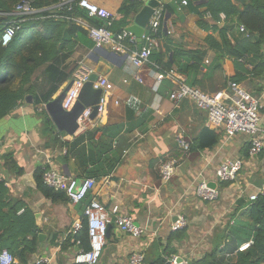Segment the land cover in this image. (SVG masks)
Here are the masks:
<instances>
[{"label": "crops", "instance_id": "1", "mask_svg": "<svg viewBox=\"0 0 264 264\" xmlns=\"http://www.w3.org/2000/svg\"><path fill=\"white\" fill-rule=\"evenodd\" d=\"M92 1L117 13L114 31L126 29L134 22L136 13L126 19L120 13L119 8L124 3L141 2L140 8L144 5L142 0ZM160 1L165 11L162 30L156 34L154 58L158 57L157 53L161 54L162 69L178 71L177 63L170 69L165 68L169 59L172 63L181 59L185 62L186 58H191L190 54L205 50L206 55L198 62L200 70L192 78L194 85L206 92L226 88L230 81L228 78L235 69L233 60L226 58L224 69L207 72L217 52L215 46L209 43V37L213 36L220 42L221 29L226 24L217 14L221 7L220 0H186V4L183 0ZM239 7H243L241 2ZM80 13L95 24V18L87 17L84 11ZM80 28L83 31L75 35L74 52L66 62L68 71H72L70 79L53 97L78 74L90 75L97 69L98 65L89 58L95 43L87 29L81 25ZM181 51H185V55L176 57ZM206 59H209L208 63ZM100 62L105 65L103 76L111 84V102L108 112L93 119L87 129L80 127L74 136L59 133L45 107L34 105L32 94H27L13 112L0 120V161L4 166L1 179H5L12 196L22 200L34 214L35 224L39 228L37 249L25 254L26 261L15 252L14 264H38V260L44 257L49 258V262L42 264H76L74 256L81 246L78 242L74 243L72 227L75 221L82 219L83 213L72 202H53L46 198L36 188L34 172L40 166L46 167L44 154L51 153L53 162L63 170L66 178L82 179L85 176L77 170L75 160L70 164L66 162L65 155L59 149L65 147L68 150L65 141L71 145L79 141L78 151L95 156L94 147L103 129L114 135L113 147L119 148L122 156L111 174L96 179L92 195L104 203L112 218L120 213H129L138 223L147 225L148 230L141 238H133L112 222L100 264H128L129 256L135 249L144 250L149 259L156 258V253L166 258L169 254L164 247L169 244V239L171 248L178 249L177 254L193 262V259L204 255L207 244H210L209 239L200 234L205 233L210 214L222 216L231 213L238 201L248 199L264 182V151L255 157H245L244 149L251 137L244 133L229 140L222 136L213 147H199L196 138L211 140L204 131L211 128L206 112L189 100L175 104L170 99V92L176 88L173 80L163 78L157 83L151 64L136 67L128 57H119L117 65L103 58ZM196 63L191 59L189 65ZM191 72L195 73L194 70ZM244 84L255 94H261L264 104V86L259 92L250 81ZM260 128L259 134H262L264 107L261 110ZM56 136L60 137V141L54 143ZM182 141L190 145L189 150L182 148ZM192 145L196 148L191 150ZM9 151L14 152L15 160L24 169L20 176L5 166L3 155ZM229 157L244 160L237 179L227 185H219L218 200L211 202L199 198L195 191L198 172L205 169L211 175L216 166ZM170 158L177 159L179 167L172 179L163 183L160 164ZM178 214H184L188 219L187 230L182 237L171 238V224ZM17 215H25L21 228L32 231V216L26 215L24 208ZM26 234L31 239L30 232L20 231L19 240L23 241ZM29 246L28 249L32 251L33 246ZM24 247L25 243L20 249Z\"/></svg>", "mask_w": 264, "mask_h": 264}, {"label": "trees", "instance_id": "2", "mask_svg": "<svg viewBox=\"0 0 264 264\" xmlns=\"http://www.w3.org/2000/svg\"><path fill=\"white\" fill-rule=\"evenodd\" d=\"M21 1L0 0V120L13 112L27 94L34 96L33 102L36 107H42L53 99L61 86L70 79L72 71H68L66 62L74 52L75 35L83 31L75 22L67 19L49 17L27 20L20 23L14 40L8 46H3L1 35L4 22L11 18L5 13L13 12L16 5ZM59 1L34 0V5L38 8H48ZM236 1L237 3L235 0H220L219 2L221 7L217 10L218 17L220 18V13L224 12L227 19L225 26L221 29V41L219 42L213 36L209 37V43L215 46L217 52L212 65L210 64L207 68V72L214 73L224 69L226 58H228L233 60L235 65V69L228 80L242 83L244 86H246L244 83L250 81L253 87L260 92L264 86V0ZM240 2L243 4L242 8L239 7ZM140 6L141 2L137 1L129 4L124 3L119 11L126 19L128 16L137 13ZM80 12L82 10L77 7L75 13L81 14ZM44 13L47 15L50 12L45 10ZM93 22L96 25L102 24L99 19H95ZM240 25L246 27L249 33L248 37L240 32ZM161 30L162 26L157 33H160ZM155 53L156 51L151 57L153 61L160 65L163 64L161 54L157 53L158 57L154 58ZM206 53L205 50L194 52L190 54L191 58L185 59V62L181 59V61L177 60L172 63L169 59L165 68L170 69L177 63L178 71L186 75L188 84L195 86L192 78L200 70V63L198 62L203 59ZM183 55H185V51L179 52L176 57L180 58ZM191 59L197 63L189 65ZM192 70L195 71L194 74L191 72ZM204 131L211 140L202 141L200 137L196 138L197 145L201 148L215 146L225 134L223 129L205 128ZM54 141V143L60 141V137L56 136ZM113 141L114 135L103 129L99 142L94 147L93 154L95 156L88 155L81 150L78 151L77 143L79 141H74L72 145L65 141L64 144L67 145L68 152L64 156V160L70 164L74 159L75 166L77 170L82 172V175L100 179L111 174L121 160V150L113 147ZM195 148L192 145L191 150ZM249 148L250 143L247 142L244 149L245 157L249 156ZM14 155L13 151L3 155L6 161L5 166L10 171L15 170L16 176H20L24 173V169L15 160ZM2 167L4 166L0 161V251L3 248H8L13 254L17 252L19 257L26 261L25 254L37 249L39 228L35 224L34 214H31L22 200L12 196L10 188L5 184V179H1ZM45 171L46 169L42 166L35 170L36 188L53 202H71L66 187L56 190L44 183ZM223 184L227 185L229 182ZM92 191L87 194L82 202L76 204L80 213L84 212L86 205L93 198ZM22 208H24L26 215L32 216L34 221L32 231L21 228V220L25 215L18 216L17 212ZM232 216L234 222L228 224V229L222 236L226 241L214 245L201 258L193 259V264H264V196L259 195L254 201H250L249 198L238 201ZM82 220L83 226L80 231L74 234L73 239L74 243L80 241L79 246L88 250L90 248L88 226L83 215ZM17 228L22 232H30L32 234L30 235L31 239H28L29 234H26L24 240L20 241L18 238L20 231ZM186 230L183 228L172 231L171 238L182 237ZM250 239H253V244L244 251H238V247ZM23 243H25V247L20 249ZM170 244L169 239V244L164 247L165 252L169 255L177 254L175 252L176 247L171 248ZM29 245L33 246L32 251L28 249ZM163 263L162 255L153 259H149L147 256L145 258V264Z\"/></svg>", "mask_w": 264, "mask_h": 264}, {"label": "built area", "instance_id": "3", "mask_svg": "<svg viewBox=\"0 0 264 264\" xmlns=\"http://www.w3.org/2000/svg\"><path fill=\"white\" fill-rule=\"evenodd\" d=\"M186 4L187 1L183 0ZM85 12L87 17L102 21L101 25L90 23L84 16L76 14V8ZM54 8V9H53ZM56 9V10H55ZM49 10V14L44 11ZM164 7L160 4L155 8L151 15L146 32L143 35V45L138 48L137 37L131 31L122 29L114 31L113 25L117 19V13L107 7L98 5L92 0H60L57 4L48 8H38L34 5V0H22L16 5L11 13H5L11 16L4 22V29L1 35L3 46H8L17 35L20 23L27 20L44 19L54 17L56 19H67L75 22L78 26L87 29L90 38L95 46L105 47L111 51L122 55H127L130 61L136 66L141 67L145 64H151L154 69V75L159 83L163 78H169L176 83V88L170 92V99L179 104L185 100L194 103L198 108L204 110L207 115V122L211 128L223 129L226 140L231 139L239 133L249 135L250 148L249 156H258L264 150V131H261V110L264 107L262 95L250 91L242 83L229 81L226 88L216 92H206L198 86H191L187 82L185 74L175 70H163L161 65L152 60V55L157 47L156 33L162 26ZM68 12L69 14H67ZM221 21L225 22L227 16L224 12L220 14ZM239 30L246 37L249 33L244 25L239 26ZM209 62V59H206ZM88 73L78 74L72 87L67 91L63 101V108L70 110L75 104L84 83L88 80ZM94 88H103L104 93L99 103V114L105 115L108 112L111 102V84L106 76L101 75L94 82ZM118 104V101H116ZM45 107V104L42 108ZM92 107H87L79 118L80 127L87 129L92 119ZM255 134H257L255 136ZM184 150H189L190 145L181 142ZM62 155H66L68 150L65 147L59 149ZM46 169L43 181L49 187L59 190L66 187L67 195L74 204L82 202L87 194L96 186L95 177H83L79 183L77 178H66L61 170L53 162L51 153H45ZM244 166V160L241 157H229L222 160L215 168V171L208 175L205 169L197 174L196 195L205 201H215L220 196V183L234 182ZM179 164L178 160L170 158L163 160L160 164V177L163 183H168L176 174ZM210 182H215L216 187H211ZM259 195L264 196V182L255 193L249 195V200L254 201ZM83 216L86 218L88 226V237L90 248L85 250L80 248L74 256L76 264H100L107 242L108 225L114 222L116 226L125 234L133 238H141L147 233L148 226L138 223L133 215L129 213H120L112 218L104 205L98 198L93 197L86 205ZM234 222V220H233ZM188 219L184 214H178L175 221L171 224V230L177 231L186 228ZM83 226V220H77L73 224L72 232L76 234ZM80 245V241H78ZM253 244V239L242 243L238 251H244ZM182 257L181 260L179 258ZM146 254L144 250L135 249L129 256L128 264H145ZM15 255L8 249L3 248L0 251V264H14ZM49 258L44 257L38 260V264L48 263ZM191 259L181 254H170L166 257L163 264H190ZM229 264V263H227Z\"/></svg>", "mask_w": 264, "mask_h": 264}, {"label": "water", "instance_id": "4", "mask_svg": "<svg viewBox=\"0 0 264 264\" xmlns=\"http://www.w3.org/2000/svg\"><path fill=\"white\" fill-rule=\"evenodd\" d=\"M142 1L144 2V5L135 14L133 24L126 27L127 30L131 31L137 37L138 48H141L143 45V35L146 32L151 15L155 8L161 4L160 0ZM119 57L127 58L128 56L120 55L119 53L111 51L105 47L95 46V48L92 49L89 58L98 65L97 69L88 76V80L84 83L73 107L70 110L64 109L63 101L67 91L72 87L75 78L70 80V82L55 97H53V99L45 104L49 119L53 122L56 131L59 133H66L69 136H74L80 129L79 118L87 107H92L93 111L90 116L92 120L98 116L99 103L104 93V89L94 88V82L97 81L101 75L105 74V65L100 62V59L103 58L117 65V59ZM257 134H255V136ZM66 169L68 170L67 166ZM82 181L83 178L79 179V183ZM216 185L215 182H210L211 187H216ZM110 227L111 224L108 225L107 235L109 234ZM181 259L182 257L179 258V260ZM163 260L165 261L166 258H163ZM190 264H193V262H190Z\"/></svg>", "mask_w": 264, "mask_h": 264}, {"label": "rangeland", "instance_id": "5", "mask_svg": "<svg viewBox=\"0 0 264 264\" xmlns=\"http://www.w3.org/2000/svg\"><path fill=\"white\" fill-rule=\"evenodd\" d=\"M220 184L222 185V183ZM232 212L231 213L228 212L222 216H216V214L214 215V213L210 214L209 216L210 222L207 224V227L204 230L205 233H200L202 236L206 237V239H209L210 241V244H207L206 250L204 251L203 254L211 250L214 245L220 242L224 243L226 241L225 239L222 238V236L225 230L228 229V224L232 223L234 220L232 216ZM175 252L178 253V249H176ZM157 256H160V255L156 253L155 257Z\"/></svg>", "mask_w": 264, "mask_h": 264}]
</instances>
